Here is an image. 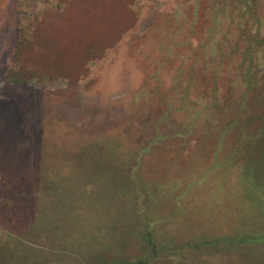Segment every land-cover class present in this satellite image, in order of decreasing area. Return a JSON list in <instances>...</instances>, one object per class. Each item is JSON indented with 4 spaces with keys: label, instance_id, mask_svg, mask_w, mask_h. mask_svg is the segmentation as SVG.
<instances>
[{
    "label": "rangeland",
    "instance_id": "obj_1",
    "mask_svg": "<svg viewBox=\"0 0 264 264\" xmlns=\"http://www.w3.org/2000/svg\"><path fill=\"white\" fill-rule=\"evenodd\" d=\"M191 6L19 0L25 33L76 29L65 35L82 71L33 75L11 47L0 55V264H264V139L214 149L205 94L174 78L196 45ZM105 138L127 147L112 163L91 150ZM153 141L132 169L130 149Z\"/></svg>",
    "mask_w": 264,
    "mask_h": 264
},
{
    "label": "trees",
    "instance_id": "obj_2",
    "mask_svg": "<svg viewBox=\"0 0 264 264\" xmlns=\"http://www.w3.org/2000/svg\"><path fill=\"white\" fill-rule=\"evenodd\" d=\"M0 6L4 8L0 21V55L11 47L15 62L23 71L30 67L34 68L32 71L48 69L59 71L63 77L82 71V54L69 52L67 48V43L73 41H69L65 33L75 29L73 26L62 25L57 27L55 34L50 31L38 39L35 30L25 33L20 27L16 13L19 0H0ZM190 11L192 28L189 26L188 30L193 33L196 45L191 47L189 43L188 53L180 55L174 78L176 81L179 74H184L188 87L189 84L196 87V97L206 95L204 108L199 111L202 134L215 136L216 150H220L223 143L227 148V138L238 142L241 132L264 139V0H192ZM186 59L192 64L181 66ZM258 115L263 118L258 120ZM245 116L255 122L254 130V126L247 125L246 129L241 126L243 120H239ZM155 142L145 148L130 149L135 160L132 169L140 167L143 155ZM95 143L91 150L96 157H99L96 154H103L105 163L119 158L114 150L127 151L125 143L117 138H105ZM80 148H83L80 143L76 147L74 144L72 152ZM155 258L153 256L148 263Z\"/></svg>",
    "mask_w": 264,
    "mask_h": 264
},
{
    "label": "flooded vegetation",
    "instance_id": "obj_3",
    "mask_svg": "<svg viewBox=\"0 0 264 264\" xmlns=\"http://www.w3.org/2000/svg\"><path fill=\"white\" fill-rule=\"evenodd\" d=\"M6 252H7V251H6ZM6 252H3L4 255H3V254H2V255L5 256V257H8V258H9L10 255H8ZM153 254H154V256H156V253H153ZM25 255H26V254H25ZM3 258H4V257H3ZM3 258H1V255H0V260H3L4 263H7L6 260H5L6 258H5V259H3ZM25 258H27V257H25ZM116 264H118V262H117ZM137 264H141V263H137ZM144 264H148V262H147V263H144Z\"/></svg>",
    "mask_w": 264,
    "mask_h": 264
}]
</instances>
